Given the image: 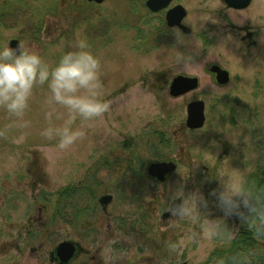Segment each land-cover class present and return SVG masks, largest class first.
<instances>
[{"label": "rangeland", "instance_id": "374dc122", "mask_svg": "<svg viewBox=\"0 0 264 264\" xmlns=\"http://www.w3.org/2000/svg\"><path fill=\"white\" fill-rule=\"evenodd\" d=\"M144 2L0 0V44L6 39L25 41L54 64L69 50V42L86 38L104 65L102 79L111 101L103 117L78 122L85 135L64 151L39 136L46 89H38L33 98L31 129L0 135V264H62L55 249L65 240L77 247L65 264H201L204 257L203 264H213L215 260L207 263L210 254L223 251L201 241L178 259L169 257L166 242H179L184 231H161L156 212L189 169L185 191L199 189L205 195L217 187V170L248 172V178L263 175L264 0H252L243 10L228 8L221 0H173L170 6L181 4L187 11L183 23L191 32L183 33L193 42L202 41L200 48L188 42L175 45L172 30L177 28ZM203 18L208 20L201 22ZM173 46L200 65L177 74L166 56ZM159 49L163 51L157 55ZM212 64L228 71L226 84L216 82L209 72ZM178 75L197 77L198 87L170 96L169 84ZM206 79L213 87L202 89ZM196 100L204 102L205 123L189 130L186 108ZM7 122L0 109V130ZM160 132L169 148L159 160L148 158L149 149L142 144L150 139L158 143ZM126 141L139 145L138 154L148 158L134 179L131 172H123L122 162L136 149H124ZM98 159L107 160L109 169L97 172L104 186L97 194V210L80 219L71 210L69 220H53V194L87 180ZM194 160H207L210 167L205 162L193 167ZM154 161H174L177 169L158 182L146 171ZM105 195L112 201L102 206L98 200ZM228 223L243 226L235 217ZM258 241L264 248V241Z\"/></svg>", "mask_w": 264, "mask_h": 264}, {"label": "clouds", "instance_id": "9594fccd", "mask_svg": "<svg viewBox=\"0 0 264 264\" xmlns=\"http://www.w3.org/2000/svg\"><path fill=\"white\" fill-rule=\"evenodd\" d=\"M207 20L203 18L201 22ZM233 21L237 23L235 19ZM172 31L175 45L188 42L197 48L203 46L202 41L189 40L179 29ZM227 39L232 40V36ZM68 48L52 64L25 41L16 47H10L7 39L0 44V109L8 117L0 135L31 129L28 114L38 89H46L41 104L44 125L39 136L48 142L55 141L61 151L84 137V129L78 122L95 121L110 111L111 101L106 99L109 92L102 79L104 65L100 57L91 50L86 38L69 42ZM162 51L159 49L157 55ZM166 56H170L172 67L178 69L177 74L200 65L193 64V57L176 46ZM207 85L213 87V82L206 79L202 89ZM200 162L209 165L207 160H194L193 167ZM249 175L248 172L217 170L213 174L217 187L205 195L199 189L186 192L190 169L181 174V183L170 190L168 198L164 197L162 207L156 212L158 221L163 224L161 231L178 228L184 231L179 242H166L169 257L178 259L186 249L206 241L227 253L217 257L214 264H259L264 248L234 249L240 229L228 223L235 217L257 240L264 241V187L251 181ZM216 211L219 215L215 214ZM165 213L169 214L166 222L163 219ZM184 226H187L186 230ZM206 259L202 258L201 264Z\"/></svg>", "mask_w": 264, "mask_h": 264}, {"label": "trees", "instance_id": "16d2710c", "mask_svg": "<svg viewBox=\"0 0 264 264\" xmlns=\"http://www.w3.org/2000/svg\"><path fill=\"white\" fill-rule=\"evenodd\" d=\"M159 135L160 136L158 137V143H156L152 139L149 140L147 138L149 141L143 142L142 144V146L149 149L146 152L148 153L149 156L138 154L139 145L135 144L136 147H132L131 143H129L128 141H126L127 144L126 142L123 143L124 149L132 150L133 148H136L130 151V157H128L126 160H124V162H122L123 163L122 165L124 166V171H123L124 174H126L127 172L128 173L131 172L133 175L132 177L134 179V177H137L135 176V172H137L138 175L142 173L143 168L147 163L146 160L149 157L155 158L157 160L164 157V154L162 153L164 149L169 148V144L168 141L163 137V133L161 134L160 132ZM151 138L153 137L151 136ZM147 139H144V141ZM141 141H143V139ZM146 156L148 158H146ZM107 165H109V162L107 160L98 159V161H96L93 167L91 168L90 170L91 175L88 176L87 180H84L83 183L77 184L75 186H66L55 192V194H53L56 197L54 204V211L52 213L53 220H55L57 217L63 218L64 220H69L68 217L71 216V214H69V211L71 210L74 211V216H76V219H80L87 215H91L97 210L96 209V205H97L96 198L98 196L97 194L99 193L100 189L104 188L103 183L98 180L97 172L101 169H105L106 167L107 169H109ZM249 179L255 182L257 185L264 187V172L262 176L253 174L249 177ZM86 203L87 205L85 206ZM63 212H65V214H63ZM70 223H72L71 220ZM143 228H145L144 230L147 231L148 226L145 225L144 227L143 225ZM236 248L259 249L263 247L261 246V243H259V241L255 238L252 232L245 229L244 226H241L239 235L234 244V249ZM226 254L227 253L225 252V250L221 252L216 250L214 251V253L210 254L207 263H210L212 260H215L217 257ZM259 264H264V256L260 257Z\"/></svg>", "mask_w": 264, "mask_h": 264}, {"label": "water", "instance_id": "95a60500", "mask_svg": "<svg viewBox=\"0 0 264 264\" xmlns=\"http://www.w3.org/2000/svg\"><path fill=\"white\" fill-rule=\"evenodd\" d=\"M96 3H102L104 0H88ZM172 0H146V6L153 12L165 9ZM225 5L232 9H245L247 8L251 0H222ZM187 16V12L182 5H176L170 8L166 13V23L169 27H177L185 34L191 32L183 20ZM19 41L17 39H11L9 41L10 47H16ZM209 72L215 74V79L218 84H226L229 81V73L227 70L220 66L213 64L209 68ZM198 87V78L184 75L175 76L169 84V95L172 97H178L184 95L190 91L195 90ZM205 106L201 100L192 101L186 108V122L185 126L189 130L200 129L205 123ZM177 169V164L174 161H154L147 167V173L150 177L156 179L159 182H164L166 176L173 173ZM111 200L110 195H105L99 199L101 205L106 206ZM168 213L164 214L167 217ZM76 247L72 241L60 242L56 249L55 254L62 264L69 262L75 254Z\"/></svg>", "mask_w": 264, "mask_h": 264}, {"label": "flooded vegetation", "instance_id": "af4514ba", "mask_svg": "<svg viewBox=\"0 0 264 264\" xmlns=\"http://www.w3.org/2000/svg\"><path fill=\"white\" fill-rule=\"evenodd\" d=\"M173 2V0L171 1V3ZM171 3L169 4V6H167L165 9H162V10H159V11H156V12H153L152 11V13H155V14H157V13H164V18L166 17V13H167V11L170 9V8H173L175 5H173V6H170L171 5ZM144 4H145V6H146V0H145V2H144ZM176 5H178V4H176ZM183 6V5H182ZM146 8L149 10V8L146 6ZM149 11H151V10H149ZM166 21V20H165ZM174 28H177V27H174ZM178 29V28H177ZM111 196V195H110ZM99 201V200H98ZM112 201V196H111V200L109 201V202H111ZM101 201H99V203H100ZM108 202V203H109ZM101 204V203H100ZM103 206V205H102ZM75 244V243H74ZM75 247H76V245H75ZM76 250H77V247H76ZM75 253H76V251H75Z\"/></svg>", "mask_w": 264, "mask_h": 264}, {"label": "bare ground", "instance_id": "6f19581e", "mask_svg": "<svg viewBox=\"0 0 264 264\" xmlns=\"http://www.w3.org/2000/svg\"><path fill=\"white\" fill-rule=\"evenodd\" d=\"M251 2H252V0H251ZM251 4V3H250ZM166 179H167V176H166ZM156 180V179H155ZM157 181V180H156ZM159 182V181H158ZM161 183H163V182H161Z\"/></svg>", "mask_w": 264, "mask_h": 264}]
</instances>
